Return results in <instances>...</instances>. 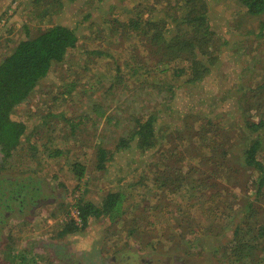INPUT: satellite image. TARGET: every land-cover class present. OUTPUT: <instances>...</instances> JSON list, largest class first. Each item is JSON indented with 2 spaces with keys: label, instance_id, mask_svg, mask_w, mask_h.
Masks as SVG:
<instances>
[{
  "label": "rangeland",
  "instance_id": "obj_1",
  "mask_svg": "<svg viewBox=\"0 0 264 264\" xmlns=\"http://www.w3.org/2000/svg\"><path fill=\"white\" fill-rule=\"evenodd\" d=\"M150 1L156 2L0 0V60L20 40L33 37L54 24L69 26L78 36L77 46L66 53L63 61L54 63L27 100L13 110L12 118L25 123L24 137L29 139L22 138L23 141L7 159L8 164L0 153V181L28 174L42 180L38 186L39 201L24 214L25 217L29 215L25 218L26 221L23 220L24 216L20 217L12 212L6 225L4 224L3 231H7L5 228L11 230L13 245L10 251H6V242H0V264L226 262L222 259L221 246L233 241L230 229L234 223L247 220L244 208L246 200H242L245 189L249 190V186L244 185L248 179L245 172L238 174L239 179L234 176L232 181L238 185L229 187L237 193L233 198V201L236 200V207L242 209L225 212L218 226V234L186 235L181 241L177 240L176 244L173 238L178 229L176 221L171 218V215L176 214L169 212L176 208L177 202L184 201L178 194V197L170 195L171 198L163 196L165 203L163 202L162 211L142 209L156 203L159 198L158 194L155 199V193L159 190L155 189L153 182L158 171L165 168L162 162L164 155L169 157V165H175L178 161L175 148L181 144L178 141L181 134L177 131L183 125V116L192 114L193 119L198 118L196 122L199 125L217 112V121L224 124L231 122L232 126L227 124V134L236 144L231 150L238 151L241 148V144H237L242 138L243 131L240 127L244 119L249 117L250 120H256L258 115L264 114V93L261 96L260 91L257 94L252 92V85L250 90L245 91L247 102L244 96L242 104L236 105L237 100L244 94L236 87L238 75L241 74V83L245 87L258 82L261 76L264 77V35H256L259 32L258 19L247 16L245 8L236 0H206L209 23L218 33V59L203 80L186 84L182 82L184 76L173 77L177 68L185 64L184 61L158 65L157 58L150 53L146 38L139 32H132L127 26L129 18L133 16V9ZM159 2L163 3H155V13L166 4V0ZM162 14L163 10L160 15ZM145 16L146 14L140 21ZM153 16L157 17V14ZM115 17L118 18L116 22L112 21ZM241 18V24H236ZM118 22L126 25L124 30ZM161 80H169L175 85L184 84L176 88V98L171 102L174 110L170 112L158 104L160 101L166 102L167 95H170L165 92L158 94L157 89L152 87L153 81L160 84ZM229 88H234L231 96L227 94L222 97ZM253 101L255 106L259 103L257 112L254 111L256 109L247 108ZM142 102L149 104L150 109L164 110L160 115L163 118L165 116L162 128L166 129V133L162 136L160 148L141 151L136 142H132L124 151L115 152L105 169L97 170L93 145L102 139V142H106L107 149L114 151L113 141L131 130L134 116L147 111L138 109ZM102 111L105 113L101 116ZM49 113L52 116H48ZM106 114L114 119L106 122ZM84 115H87V121L80 125L78 141H74L69 136V125L65 118L72 117L77 121ZM224 134L215 133V138L220 141ZM193 140L195 145L201 144L197 138ZM209 141L210 137H204L203 144ZM54 148L60 149L62 154L49 157V151ZM262 157L264 158L263 151ZM78 159V162L86 165L81 181H78L72 168ZM239 165L234 157L229 166L233 169ZM183 167L186 168L184 165ZM29 188L24 187L25 191ZM84 190L86 199L95 203L100 202L110 190H123L126 194L123 214L115 219L107 216L97 219L91 217L85 227L64 237H56L62 220L72 216L78 221L77 212L72 205L74 197ZM248 195H252L251 191ZM256 208L257 213L250 218L263 222L264 195L256 203ZM53 212L54 216H51ZM16 222L18 223L14 224ZM254 233L255 229L252 235L243 232L241 239L246 240L254 236ZM190 242L195 245L185 249ZM251 244L257 246L253 258L247 257L231 263L264 264L262 240L253 238ZM214 245H218V251L214 249ZM20 252H24L23 261L19 259ZM9 253H14L15 257L9 258ZM38 255L41 257L38 258Z\"/></svg>",
  "mask_w": 264,
  "mask_h": 264
},
{
  "label": "trees",
  "instance_id": "obj_2",
  "mask_svg": "<svg viewBox=\"0 0 264 264\" xmlns=\"http://www.w3.org/2000/svg\"><path fill=\"white\" fill-rule=\"evenodd\" d=\"M236 1L245 8L247 16L258 19L259 32L256 35L259 37L264 35V0ZM155 3L163 2H159V0H156V2L150 1L134 8L133 16L129 18L127 26L132 32L136 34L139 32L146 38V42L151 49L150 53L157 58L158 65L169 64L171 61L185 62L177 68V72L173 77L184 76L182 82L186 84H195L203 80L211 72V66L217 63L218 59L216 55L218 33L209 23L206 0H173V2L166 0V4L164 3V6H161L157 13L153 12ZM170 3H173V5ZM162 10L163 14L160 15ZM144 14H146V18L143 17L144 19L140 21ZM154 14H157V17H154ZM241 20L242 18L236 24L240 25ZM112 21L116 22L118 18L115 17V20ZM118 24L121 29H125L126 25L124 23L118 22ZM167 31L169 32L166 35ZM77 41L78 36L73 28L64 24H54L33 37L20 40L0 60V153L6 162L23 141L22 138L25 135V123L12 118L15 106L27 100L38 82L49 73L51 66L54 63L57 64L63 61L66 53L77 46ZM223 41L226 42V40ZM238 78L236 87L239 91L242 90L244 94L240 96L241 99L239 98L236 103L234 102L236 105L242 104L244 96L247 102L245 91L250 90L252 85H254L251 89L252 92L255 91L254 93L257 94L260 91L261 96L264 93L263 76L257 80L258 82H254L249 87L247 85L245 87L241 83V74L238 75ZM152 84V87L157 89L158 94L165 92L170 95L169 97L167 95L166 102L160 101L158 104L164 106V109L168 112L174 110L171 102L176 98V88L184 84L178 83L175 85L169 80H163L160 84L153 81ZM233 90L234 88H229L222 97L227 94L231 96ZM255 102L258 101L255 100ZM258 107L259 103L255 106L253 101V103H250V107L247 108L254 110ZM138 109L147 110L146 115L140 113L134 116L131 130L126 135H119L114 140L115 143L113 141L114 151L108 150L106 142H102V139L95 142L93 147L97 170L105 169L107 163L112 160L114 153L120 150L124 151L132 145V142H136V146L141 151L160 148L162 136L166 133V129L162 128L165 116L163 118L160 115L164 110L150 109L149 104L146 102L140 103ZM254 111L257 112V109ZM104 113L105 111H102L101 116ZM216 115L217 112L199 125L196 122L198 118L193 119L192 114L183 116V125L177 131L181 134V136H178V141L181 143L179 145L182 148L180 146L175 148L177 150V152L175 151L176 156L178 153V161L175 165H169V157L163 154L166 163L164 158L162 162L165 168L158 171L153 182L155 189L159 190L158 193H155V199L158 198V194L159 198L156 199V203L144 206L142 210L146 211L151 208L155 211H162L163 196L169 198L170 195L177 197L180 195V198H183L184 201L176 200L180 203L177 202L176 208L169 212L170 214L172 212L176 214L171 215V218L176 221V228L178 229L173 238L176 244L177 240L181 241L186 235L218 234V226L225 212L229 210L235 212L237 209H242L239 206L236 207V200L233 201V198L237 193L231 191L229 187L238 185L232 181L234 176L239 179L238 174L245 172L248 179L244 182V185L249 186V190L244 188L245 192L242 200H246L244 208L246 210L245 219L247 220L235 222L230 229L234 238L233 241L221 246V249H223L222 259L226 261L223 264H233L231 261L238 262L247 257H254V249L257 246L254 247L251 244L253 238H260L264 245V219H262L263 222H260L258 219L252 220L250 218L252 214L257 213L256 203L264 195V158L262 157V151L264 152V114L256 116V120H250L249 117L244 119L240 127L243 131L242 138L237 143L238 145L241 144L238 151L231 150L235 141L227 134L228 125L231 122H227V125L217 121L216 117L219 114ZM48 116L52 115L49 113ZM104 117L106 122L114 119L110 114H106ZM86 118L87 115L80 116L77 121L72 117L65 118L69 125V136L74 141H78L77 135L81 129L80 125L87 121ZM214 118L216 122H214ZM117 123L118 121L115 119V124ZM219 132L225 133L224 138L220 141L215 138V133ZM204 137H210V141L205 145L203 144ZM24 138L29 139L28 137ZM193 138H197L201 144L195 145ZM61 154L60 149L54 148L49 151L48 156L58 157ZM234 157L240 165L238 168L232 169L229 165ZM158 159H160V156ZM79 160L75 161L72 168L78 181H81L84 177L86 165L78 162ZM178 162L180 164H177ZM242 167L243 170L241 171ZM28 175V177H19L18 175L15 177L16 179L5 178V180L0 181V242H6V251H10V247L13 245L10 228H5L7 231H3L7 219L12 212H16L20 217H23L39 201L37 200L38 186L41 184L42 179L34 177L32 174ZM31 178H34V180ZM24 187L30 188L25 191ZM86 190L74 197L72 207L77 212L78 221L72 216L62 220L60 228L56 232V237H64L68 233H73L79 228L85 227L91 217L97 219L107 216L110 219H115L123 214V204L126 198L123 190L106 192L98 203L86 199L84 196ZM182 190H185V193ZM249 191L252 195H248ZM51 216H54V212ZM26 217L28 218L29 215H26ZM26 217L23 218L24 222ZM205 221H207V226H205ZM254 229V236L246 238V240L241 239L243 232L252 235ZM194 245L195 243L190 242L185 249H190ZM214 249L218 251V245H214ZM23 253L20 252L19 254L21 256L19 257L20 261L25 258ZM10 257H15V254L9 253Z\"/></svg>",
  "mask_w": 264,
  "mask_h": 264
}]
</instances>
